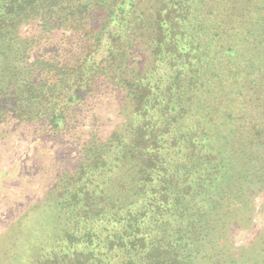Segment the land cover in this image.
<instances>
[{
  "label": "trees",
  "instance_id": "1",
  "mask_svg": "<svg viewBox=\"0 0 264 264\" xmlns=\"http://www.w3.org/2000/svg\"><path fill=\"white\" fill-rule=\"evenodd\" d=\"M152 1L0 0V125L58 136L106 84L133 104L128 129L106 139L92 133L77 167L58 178L49 195L65 228L48 256L37 255L45 242L29 243L27 264H106L111 251L130 264H264V226L238 247L229 240L236 221L210 218L264 188V0ZM35 20L42 34L26 37ZM146 29L159 64L143 73L134 42ZM59 31L63 42L52 43ZM149 216L175 220L152 242L137 235ZM99 222L125 228L107 234L106 254ZM19 259L15 247L10 260Z\"/></svg>",
  "mask_w": 264,
  "mask_h": 264
},
{
  "label": "rangeland",
  "instance_id": "2",
  "mask_svg": "<svg viewBox=\"0 0 264 264\" xmlns=\"http://www.w3.org/2000/svg\"><path fill=\"white\" fill-rule=\"evenodd\" d=\"M147 2L149 3V1ZM147 2L142 3V7L147 6ZM155 2L156 0H153L150 4L156 6ZM41 26V21L35 20L25 26L22 33L26 37L29 35L34 37L35 31L42 32ZM136 33H139V30ZM142 33L143 37L137 38L134 43L139 52L138 71L141 70V72L146 73V71L153 70L159 62H157L155 54L153 55V49L149 47L151 40L148 37V30H143ZM62 35V31H59L53 37L52 43L59 44L61 40L63 42ZM37 43L38 40L36 39V49L39 46ZM215 44L219 48V45ZM62 47H64V43ZM50 48L51 46L48 49ZM134 53L136 54L135 51ZM41 54L45 55L43 50L40 51ZM160 67L161 70L158 74H151L153 83L164 74L165 70L162 67L165 65L160 63ZM98 94L93 98L91 106L80 108V111L77 109L78 113L72 129L64 131L58 136L40 135L35 132V127L32 128L33 126H27L24 123L11 122L7 125H0V262L3 261V264H15L20 263V261L23 264L29 263L30 254L27 251H31L28 250V244L34 241L47 244V247L38 251L37 255L40 253L44 254L43 256L49 255L51 251L49 244L56 245L58 242L56 237L60 233V228L62 230L66 224V221L57 220L58 207L54 205L53 199H51V197H55L49 195L55 188L58 178L66 169L74 170L77 167L80 159V147L90 139L92 133L95 132L98 137L106 139L115 130L128 129L130 123L128 116H131V111L133 112V104L130 108H126L125 92L106 84V86H101V91ZM252 105V101L247 103V107ZM200 115L201 113H198L197 116ZM197 121H194L195 125H198ZM184 155L185 151L181 153V156ZM250 196L253 197L252 203L245 205L232 203L235 206L230 207L229 214L224 209L221 214L210 216L211 221H236L235 225L231 226L229 240L230 244L234 241L235 243L240 242L238 247L263 232L261 229L264 226V188L259 185L254 187ZM258 196L261 199L257 198ZM193 204L194 201H191L190 205ZM150 217L146 219L147 221L140 223L142 228L137 235L144 233L147 241L153 242L155 238L168 234L170 222L174 221L175 217L166 216V220H172L170 222L163 221V218L159 216V221H152L153 218ZM243 221H253V223L250 224V228L244 230L236 226L242 224ZM122 223L125 222L122 221ZM122 223H94V230L101 236L100 248H102V253L105 252L106 254L107 249L110 248L109 243L114 238L113 234H119L125 230ZM38 230L40 232H37ZM95 231L90 232L92 241L95 239L93 237ZM84 232L85 230H82V233L79 234L82 235L83 242L88 239V243L84 244L86 247L89 245V237H83ZM107 234H111L113 237L107 238ZM66 241L65 245H69L68 250L70 252L80 253V246H70L68 238ZM7 247H9V252L6 254ZM15 247L16 251L18 250L20 253V259L13 262L10 260V256L15 253ZM115 254V251L108 253L106 264H130V259L125 261L123 255L115 256ZM259 254L255 253L256 256H253L250 253L249 255L254 261V258L257 260L258 257H261L258 256ZM138 258L140 260L142 256ZM40 264L47 263L41 262ZM135 264L138 263L135 262ZM140 264H143V261L140 260Z\"/></svg>",
  "mask_w": 264,
  "mask_h": 264
}]
</instances>
